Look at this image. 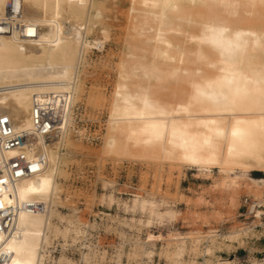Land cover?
I'll return each instance as SVG.
<instances>
[{
	"label": "bare ground",
	"instance_id": "obj_1",
	"mask_svg": "<svg viewBox=\"0 0 264 264\" xmlns=\"http://www.w3.org/2000/svg\"><path fill=\"white\" fill-rule=\"evenodd\" d=\"M142 4L138 11L145 21H157L155 34L147 38L156 43L154 58L173 62L170 49L176 47L184 67L171 65L166 70L154 59L133 57L131 65L124 59L130 66L115 89L111 129L135 145L164 142L191 166H250L243 170L245 175L254 166L264 167V0ZM93 10V0H0V121L7 117L12 133L30 136L22 148H6L7 135L0 124V264H45L53 237H66L70 231L55 227L53 219L69 222L73 217L55 206L61 150L78 102L86 52L105 45L103 39H87L90 23L101 17ZM192 26L198 27L197 33ZM173 33H183V43L196 41V48L174 43ZM161 43L166 48L161 49ZM192 52L194 58L187 60ZM139 70L158 80L185 72L183 79L192 90L182 116L153 99L144 81L130 82L140 76ZM47 102L60 117L44 132L36 127L34 112L39 105L49 109ZM115 136L111 134L106 144L118 149ZM21 152L29 160L42 161L37 171L15 177L7 163ZM63 261L74 264L61 256L59 262Z\"/></svg>",
	"mask_w": 264,
	"mask_h": 264
},
{
	"label": "rangeland",
	"instance_id": "obj_2",
	"mask_svg": "<svg viewBox=\"0 0 264 264\" xmlns=\"http://www.w3.org/2000/svg\"><path fill=\"white\" fill-rule=\"evenodd\" d=\"M93 1L101 17L90 23L87 39H103L105 45L86 52L78 105L61 150L55 206L73 217L53 219L55 227L70 231L53 237L45 264H68L59 262L61 256L74 264H264V167L245 175L250 166H191L164 142L135 145L111 129L115 89L131 58L154 59L170 70L181 65V52L170 49L173 62L154 58L156 43L147 38L157 21L142 17V0ZM175 36L174 43L196 48V41L183 43V33ZM184 74L158 80L139 70L130 82L144 81L153 99L182 116L192 90ZM111 134L120 141L118 149L106 144Z\"/></svg>",
	"mask_w": 264,
	"mask_h": 264
},
{
	"label": "built area",
	"instance_id": "obj_3",
	"mask_svg": "<svg viewBox=\"0 0 264 264\" xmlns=\"http://www.w3.org/2000/svg\"><path fill=\"white\" fill-rule=\"evenodd\" d=\"M47 105L48 107L50 106L49 109H44L42 106L39 105L34 112V120L36 127L40 130H43L44 132L49 130L51 128V125L57 122L58 117H60L59 114H55L54 112H52L53 110L50 105V102H47ZM77 105L73 108V113ZM0 124L2 125L4 133L7 135L4 141V145L6 148H22L26 141L29 140L30 136L28 134L11 132L10 121L7 117L2 118ZM38 161H42V158L29 160L27 156L23 152H21L17 156L11 158L8 161L7 165L10 173H12L15 177H20L37 171L39 169L38 167H36Z\"/></svg>",
	"mask_w": 264,
	"mask_h": 264
}]
</instances>
